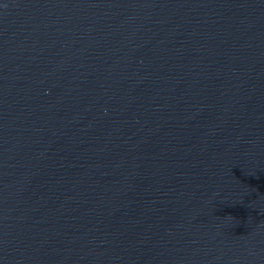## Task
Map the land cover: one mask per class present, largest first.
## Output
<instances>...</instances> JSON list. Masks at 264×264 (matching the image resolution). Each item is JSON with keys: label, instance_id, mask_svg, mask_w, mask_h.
Instances as JSON below:
<instances>
[{"label": "water", "instance_id": "1", "mask_svg": "<svg viewBox=\"0 0 264 264\" xmlns=\"http://www.w3.org/2000/svg\"><path fill=\"white\" fill-rule=\"evenodd\" d=\"M0 264H264V0H0Z\"/></svg>", "mask_w": 264, "mask_h": 264}]
</instances>
